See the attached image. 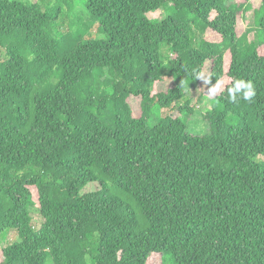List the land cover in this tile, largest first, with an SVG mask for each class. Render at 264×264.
Listing matches in <instances>:
<instances>
[{
  "label": "trees",
  "instance_id": "trees-1",
  "mask_svg": "<svg viewBox=\"0 0 264 264\" xmlns=\"http://www.w3.org/2000/svg\"><path fill=\"white\" fill-rule=\"evenodd\" d=\"M78 2L0 0V264H264V0L241 41L243 1L85 0L88 22ZM208 62L210 133L151 126Z\"/></svg>",
  "mask_w": 264,
  "mask_h": 264
},
{
  "label": "rangeland",
  "instance_id": "rangeland-1",
  "mask_svg": "<svg viewBox=\"0 0 264 264\" xmlns=\"http://www.w3.org/2000/svg\"><path fill=\"white\" fill-rule=\"evenodd\" d=\"M25 1H33V0H25ZM235 1H243L246 6L250 5V8L247 9L243 14L240 15L238 19V27L237 32L238 36L240 37V41L243 38H246L248 40H253L258 38V27L256 24V17L257 12L256 10L260 7L261 0H235ZM77 12L78 14L83 15V20L85 22L89 21V16L87 12L85 11V0H79L77 5ZM167 16L166 10L163 8L161 10L153 11L148 13V17L153 20H162ZM68 22L65 24V29L68 27ZM88 36H93L97 38H105V36L101 33L97 34L95 30H90V32L87 34ZM200 36H204V38L211 40V41H220L221 36L220 34L212 31L211 29H207L203 34ZM165 54L168 56L170 54L169 50L167 48H164ZM166 56V57H167ZM211 63L208 62L206 64L205 71L202 75L203 79H201V83L196 88H191L188 85H183V91L184 96L180 99L179 102H177V105L174 108H158L155 107L153 112V117L149 121V124L152 126L155 124L159 117L166 115V114H173L175 116L181 115L182 119L187 123L188 129L193 134H208L210 133V124L209 122L205 121L203 118V113L209 109L212 108V97L216 96L221 88L215 93L210 94L209 89L211 86L208 84H205L204 80L208 78V75L210 73ZM174 81L171 78L166 77V80L163 83H159L157 85V90H167L168 87L173 86ZM131 105L133 106V111L135 115H138L140 113V105L138 104L139 99H136L135 97H132ZM186 102L189 103L190 107H193V112H189L188 110L180 112L178 109V105L185 104ZM37 196V193L34 192ZM33 218L35 225H39L42 221V217L40 215V212L38 210V206L33 207ZM8 237V241L16 238L13 233L7 232L4 237L0 238V259L2 258V249L6 244V239ZM52 258L48 259V264H52ZM149 264H161V258L159 255H155L150 259ZM165 264H169L168 261H165Z\"/></svg>",
  "mask_w": 264,
  "mask_h": 264
},
{
  "label": "clouds",
  "instance_id": "clouds-1",
  "mask_svg": "<svg viewBox=\"0 0 264 264\" xmlns=\"http://www.w3.org/2000/svg\"><path fill=\"white\" fill-rule=\"evenodd\" d=\"M203 79V77H198ZM211 79H205V84H209ZM221 88V82H217L215 85L210 87L208 90L210 94H215ZM228 99L230 102H238L240 98L245 101H252L256 96L255 86L252 81H247L243 79L235 80L234 84L227 89Z\"/></svg>",
  "mask_w": 264,
  "mask_h": 264
}]
</instances>
